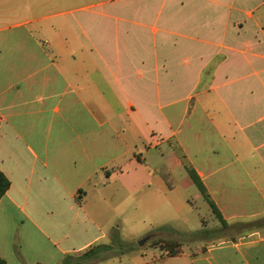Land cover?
Listing matches in <instances>:
<instances>
[{
    "label": "crops",
    "instance_id": "obj_1",
    "mask_svg": "<svg viewBox=\"0 0 264 264\" xmlns=\"http://www.w3.org/2000/svg\"><path fill=\"white\" fill-rule=\"evenodd\" d=\"M0 171L5 264H264V0H0Z\"/></svg>",
    "mask_w": 264,
    "mask_h": 264
},
{
    "label": "rangeland",
    "instance_id": "obj_2",
    "mask_svg": "<svg viewBox=\"0 0 264 264\" xmlns=\"http://www.w3.org/2000/svg\"><path fill=\"white\" fill-rule=\"evenodd\" d=\"M167 152H168V148L165 144L161 147L154 149L153 153H154L155 157H153L151 160L152 164H153V162L156 163V165L158 166L159 174H166L168 171H171V175L168 178H170L171 180L181 179L184 176L183 169L182 168L173 169V171H172L171 162L168 159V155H167L168 153ZM195 194H198V191L194 187L185 193L187 198H194ZM195 206H196V209L191 210L189 215L187 214V218H189V226L197 229V228H199V225L202 222V219L211 221L212 215H211V212L209 210L208 204L206 202H204V200L201 197L199 199L195 198ZM133 212H134L133 209L127 208L125 214L128 216V214L129 215L133 214ZM138 213L142 214V211H138ZM121 221H122V219H121ZM118 228H119V233H120L121 239L132 240L131 236H130V233L133 230L132 224L121 223L120 227H118ZM141 240L142 239L137 240L136 244L139 245V242ZM132 241H135V240H132ZM150 242L151 241L144 242L141 245V247H145V246L149 245ZM153 250L158 251V249H155V248H153ZM110 254H116V251H110L109 255Z\"/></svg>",
    "mask_w": 264,
    "mask_h": 264
},
{
    "label": "trees",
    "instance_id": "obj_3",
    "mask_svg": "<svg viewBox=\"0 0 264 264\" xmlns=\"http://www.w3.org/2000/svg\"><path fill=\"white\" fill-rule=\"evenodd\" d=\"M185 168L187 170V173L189 177L191 178L192 182L195 184V186L198 188L200 193L203 195V197L206 199V201L209 203V206L215 215V217L221 222L222 225H225L223 219L221 218L219 212L217 211L215 205L211 201L205 187L201 183V181L198 179L194 171L185 165ZM9 187V181L8 179L3 175V173L0 171V198L5 194L6 190ZM252 226V225H251ZM151 246H156L162 250H168L169 252H174L179 246L180 243L176 240H168V239H162L157 238L150 242ZM0 264H5L3 260L0 259Z\"/></svg>",
    "mask_w": 264,
    "mask_h": 264
},
{
    "label": "water",
    "instance_id": "obj_4",
    "mask_svg": "<svg viewBox=\"0 0 264 264\" xmlns=\"http://www.w3.org/2000/svg\"><path fill=\"white\" fill-rule=\"evenodd\" d=\"M146 240H147V238L142 239V240L139 242V245H142Z\"/></svg>",
    "mask_w": 264,
    "mask_h": 264
}]
</instances>
